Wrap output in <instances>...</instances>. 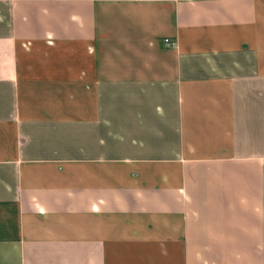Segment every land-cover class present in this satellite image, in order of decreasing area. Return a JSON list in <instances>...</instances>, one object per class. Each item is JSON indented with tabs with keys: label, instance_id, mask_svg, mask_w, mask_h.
Listing matches in <instances>:
<instances>
[{
	"label": "crops",
	"instance_id": "0c3cea01",
	"mask_svg": "<svg viewBox=\"0 0 264 264\" xmlns=\"http://www.w3.org/2000/svg\"><path fill=\"white\" fill-rule=\"evenodd\" d=\"M0 264H264V0H0Z\"/></svg>",
	"mask_w": 264,
	"mask_h": 264
},
{
	"label": "built area",
	"instance_id": "2783aa9c",
	"mask_svg": "<svg viewBox=\"0 0 264 264\" xmlns=\"http://www.w3.org/2000/svg\"><path fill=\"white\" fill-rule=\"evenodd\" d=\"M165 41H167V43H174V41L170 37H166Z\"/></svg>",
	"mask_w": 264,
	"mask_h": 264
}]
</instances>
